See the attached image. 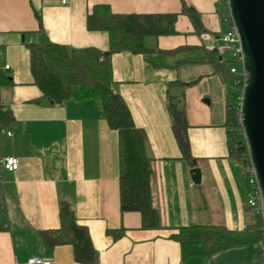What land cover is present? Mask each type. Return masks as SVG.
<instances>
[{"label":"crops","instance_id":"crops-1","mask_svg":"<svg viewBox=\"0 0 264 264\" xmlns=\"http://www.w3.org/2000/svg\"><path fill=\"white\" fill-rule=\"evenodd\" d=\"M222 3L70 0L63 6L55 0H0V112L9 116L0 122V264H28L31 258L81 264L71 245L51 247L44 237L60 228L63 206L88 228L98 264L260 263L252 245L208 254L205 241L175 237L190 226L244 231L257 217L247 205L243 165L228 145L230 84L218 74L227 61L216 52L227 29ZM100 5L114 14L160 17L171 30L146 36L144 54L112 56L116 91L145 140L156 229H144L139 212L122 211L119 134L109 126L101 101L83 98L75 86L65 104H55L43 98L31 71L28 44L40 30L55 44L108 52L109 34L87 25ZM186 6L197 13L198 27L184 13ZM173 100L186 126L179 132L187 153L175 128ZM9 156L20 161L15 172L2 166ZM193 167L202 170L200 184L192 181Z\"/></svg>","mask_w":264,"mask_h":264},{"label":"trees","instance_id":"trees-1","mask_svg":"<svg viewBox=\"0 0 264 264\" xmlns=\"http://www.w3.org/2000/svg\"><path fill=\"white\" fill-rule=\"evenodd\" d=\"M184 13L198 27L197 13L187 6L184 7ZM220 15L223 18L228 15L224 1ZM87 25L91 31H105L109 34L110 50L74 49L55 44L40 30L37 40L28 44L35 84L43 98L55 104H65L71 98L75 86L80 87L83 98H97L101 101L109 126L119 134L122 211L139 212L144 229L159 228L158 214L150 197L149 158L146 155L145 140L135 126L125 99L116 91L112 56L123 51L144 54L147 51L144 45L146 36L169 33L171 30L163 25L160 17L114 14L106 5L95 7L93 14L88 16ZM230 66L231 62H223L218 66V74L225 85L230 84L232 79ZM234 100L235 96L232 97L229 91L226 108L228 145L231 157L244 165L248 153L247 140L233 110ZM172 107L176 118L175 128L181 146L187 153L188 142L179 132L186 126L182 123L181 113L176 111L175 105L172 104ZM8 117L6 113L0 112V122ZM44 237L51 247L71 245L76 262L98 264L99 255L88 228L78 223L68 207L61 208L60 228L45 232ZM175 237L179 241L203 240L208 244L204 253L213 254L234 247L254 246L262 239V225L260 218L256 217L254 223L244 231H231L224 226H190L180 228Z\"/></svg>","mask_w":264,"mask_h":264},{"label":"water","instance_id":"water-1","mask_svg":"<svg viewBox=\"0 0 264 264\" xmlns=\"http://www.w3.org/2000/svg\"><path fill=\"white\" fill-rule=\"evenodd\" d=\"M229 7L248 73L241 124L264 195V0H229ZM190 175L194 184L201 183L200 168L193 167Z\"/></svg>","mask_w":264,"mask_h":264},{"label":"built area","instance_id":"built-area-1","mask_svg":"<svg viewBox=\"0 0 264 264\" xmlns=\"http://www.w3.org/2000/svg\"><path fill=\"white\" fill-rule=\"evenodd\" d=\"M63 6H66L70 0H55ZM225 3V10H228V15L225 16L222 21L227 26L226 31L222 35V44L216 46V52L218 55L223 56L225 53H232V62L230 66V73L232 79L230 85L232 90L236 91L235 100L233 102V110L239 120L242 123V106L244 99V89L248 78V73L244 70V53L241 46V38L237 30L236 24L230 12L229 0H223ZM242 70L240 71V68ZM7 69L10 66H6ZM11 135V133H8ZM248 153L245 155L246 162L243 165L244 176L247 186V205L260 218L262 225V239L254 245V248L260 254V263L264 264V195L258 178L256 167L251 158L249 152V146L247 143ZM20 165V161L17 157L9 156L2 159V166L10 171L15 172ZM28 264H51L41 258H31Z\"/></svg>","mask_w":264,"mask_h":264},{"label":"rangeland","instance_id":"rangeland-1","mask_svg":"<svg viewBox=\"0 0 264 264\" xmlns=\"http://www.w3.org/2000/svg\"><path fill=\"white\" fill-rule=\"evenodd\" d=\"M223 58H224V60L227 61V62H232V53H230V52L225 53V54L223 55ZM239 68H240V71H241V70H242V67H239ZM197 71H200V69H198ZM226 87L230 88V89H228V90L230 91V95H231L232 97L236 96V91H235V90H232V86H231V85L226 86ZM226 87L223 88V91H224V92H225ZM174 95H176V94H174ZM211 100H212V106H213L214 108L217 109V107H218V105H219V101L217 100V97H216V96L211 97ZM208 101L210 102L209 98H206L205 102H206L207 104H210V103H208ZM172 104L175 105V106L178 105L177 102H176L175 100L172 101ZM179 107H180V106H179ZM181 109H182V108H181ZM221 112H222V110H221Z\"/></svg>","mask_w":264,"mask_h":264}]
</instances>
